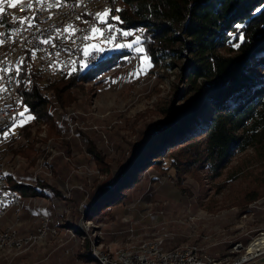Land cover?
Returning <instances> with one entry per match:
<instances>
[{
    "label": "rangeland",
    "instance_id": "rangeland-1",
    "mask_svg": "<svg viewBox=\"0 0 264 264\" xmlns=\"http://www.w3.org/2000/svg\"><path fill=\"white\" fill-rule=\"evenodd\" d=\"M21 2L4 0L0 17ZM130 49L118 54L122 57L116 65L106 68L105 62L93 69L88 82L70 91L68 107L52 106L53 129L51 123L37 125L29 116L20 120L29 124L25 129L20 121L10 127L15 134L12 140L0 142V165L10 174L9 184H26L37 196L21 197L20 216L0 220V229L9 227L14 218L19 225L25 214L35 227L33 207H40L39 226L47 218V224L59 232L34 245L50 255L43 258L50 264H97L91 249L105 251L123 247L131 238L154 236L163 238L168 249L198 245L210 257L223 259L220 264L249 259L254 253L248 256L247 250L264 234L261 132L245 150L232 154L219 176L211 177L204 165H196L194 171L184 166L161 171L149 159L150 166L136 173L137 182L120 190L119 203L109 210L96 204L101 189H113L115 177L146 134L165 123L162 110L181 106L189 98L182 70L188 54L172 67L168 60L164 66L150 68ZM87 68L82 65L81 72ZM254 69L256 74L262 71V67ZM202 103L197 122L208 120L212 112L209 100L203 98ZM254 194L259 197L252 200ZM19 254L0 251L6 264H13L10 257Z\"/></svg>",
    "mask_w": 264,
    "mask_h": 264
},
{
    "label": "trees",
    "instance_id": "trees-1",
    "mask_svg": "<svg viewBox=\"0 0 264 264\" xmlns=\"http://www.w3.org/2000/svg\"><path fill=\"white\" fill-rule=\"evenodd\" d=\"M110 2L107 20L129 33L127 45L144 58L148 67L164 66L168 60L172 67L174 61L188 54L182 70L189 98L181 106L162 110L165 123L146 134L122 173L115 177L113 189H101L96 204L109 210L119 203L120 190L137 182L136 173L150 166L149 159L161 171L183 166L194 171L196 165H204L212 173L210 176L216 177L232 154L245 150L258 132L264 143V0ZM112 17H119V21ZM105 47L90 41L86 52ZM118 54L121 52L108 53L96 68L81 72L79 65L49 81L41 80L32 71V56L27 54L19 76L24 113L21 118L31 116L37 125L53 122L52 106L68 107L70 91L88 82L92 70L103 63L107 62L106 68L116 65L122 57ZM255 67H262V71L256 74ZM203 98L210 101L212 112L208 120L197 122ZM28 125L24 123L21 128ZM50 126L53 129L54 124ZM10 134L12 140L15 133ZM10 187L21 197L37 196L26 184L11 183ZM258 197L254 194L251 199Z\"/></svg>",
    "mask_w": 264,
    "mask_h": 264
},
{
    "label": "built area",
    "instance_id": "built-area-1",
    "mask_svg": "<svg viewBox=\"0 0 264 264\" xmlns=\"http://www.w3.org/2000/svg\"><path fill=\"white\" fill-rule=\"evenodd\" d=\"M56 8L65 5V0H55ZM95 0L77 1V9L71 18H59L55 16V11H43V7H40V2L36 0V6L34 8H27L26 12H29V19L25 23L10 22V29L15 26H22V37L28 38L29 43H34V50H28V53H37L45 55V64L41 67H33V70H74L77 66L83 64H89L94 61V58L104 53L106 50L120 47H128L125 32H120L118 24L114 21H108L105 24H101L96 15H88L89 2ZM105 10L110 12L111 2L107 1ZM103 11V12H104ZM100 12V13H103ZM53 20V27L50 31H43V21ZM31 22V27L29 23ZM64 23H71V26L75 27V37L78 38V46L74 47L73 50H66V43H61V36H66L64 30ZM99 29L101 34L93 35L92 28ZM9 29V30H10ZM8 31H2L3 34H8ZM1 36V37H2ZM86 37H92L86 39ZM47 40L48 43L43 41ZM92 41L103 43L106 47L97 48L86 52L87 44ZM51 42H58V51L49 52V45ZM130 48V47H128ZM132 49V48H131ZM27 50V46H26ZM134 50L132 49V55ZM57 56V64H49V57ZM26 59V58H25ZM8 53L6 56L0 59V141H5L11 137L10 127L14 124L19 123L22 119L20 113L23 109V100L20 98L17 92V80L16 73L20 65L24 60L18 62V68L15 69V73H8L7 69ZM32 70V71H33ZM7 134V135H5ZM4 178L0 174V180ZM10 200L6 197L5 188H0V220L5 219L4 210L5 202ZM19 206H14L12 211V217ZM40 207H33L35 213V221L37 225L31 230L24 233H20L17 227L14 228L13 234H6V228L0 229L3 232V240L0 246H3V251L9 247H17L16 244H8V237L10 235H17V242H27L28 244L32 241H37L38 235L56 236L59 233L57 229L50 227L47 224V229H40L39 220L37 219V210ZM130 229V228H129ZM133 230L130 229V232ZM240 245V244H238ZM165 246V245H164ZM146 247H161V246H145L141 248V255H133L128 259L127 264H138V262H147V258H151V255H146ZM18 253H24V251L18 250ZM264 254H259L256 251L249 259L241 261L240 264H247L249 261H254ZM223 259L216 260L208 255V259L205 261H191V253L172 256L170 258H155V264H220ZM109 264H118V262H109Z\"/></svg>",
    "mask_w": 264,
    "mask_h": 264
},
{
    "label": "bare ground",
    "instance_id": "bare-ground-1",
    "mask_svg": "<svg viewBox=\"0 0 264 264\" xmlns=\"http://www.w3.org/2000/svg\"><path fill=\"white\" fill-rule=\"evenodd\" d=\"M77 1H86V0H65V5L59 8H56L55 0H41L40 7H43V11H55V16L59 18H71L77 9ZM108 0H95L89 2L88 15H96L97 13L103 12ZM29 4L32 5L31 8L36 6V0H25L21 4L17 5L11 13H5L0 17V59L1 57L6 56L8 53L7 69L8 73H15V69L18 68V62L20 60H25L28 50H34V43H29L28 38L22 37V26H15L10 29V22H20L21 20L28 21L29 12H26V9ZM51 5V6H50ZM53 27V20H44L43 21V31H50ZM10 29V30H9ZM69 29L66 32V36H61V43H66V50H73L74 47L78 46V38L75 37V27L71 26V23H64V30ZM120 32H125L118 25ZM8 34H3L2 31H8ZM2 36V37H1ZM128 37V36H126ZM127 39V38H126ZM128 42V41H127ZM27 46V50H26ZM131 50V49H130ZM58 51V42H51L49 45V52ZM113 51H127V47H116L106 50L104 53H101L98 57L94 58V61H91L89 64H83L89 68L96 67L108 53ZM32 56L33 67H41L45 64V55L30 53ZM49 64H57V56L49 57ZM21 66H19L16 73L17 80V92L19 93L20 98L22 94L20 92L19 76L21 71ZM81 67V66H79ZM35 74L42 79H58L69 73L71 70L55 69V70H33ZM89 111V110H88ZM11 138V137H10ZM4 142V141H0ZM0 174L4 176L0 180V188H5L6 197H9L10 200L5 202L4 217L6 213L13 211L14 206H19L16 209V212L13 216L19 217L22 211V201L21 196L10 188L8 183V176L10 175L7 169L0 165ZM20 213V214H18ZM18 220V218H16ZM49 220L46 218L41 224L40 229H46V224ZM14 227H7L6 234H13ZM145 234V233H144ZM46 235H38L37 241H32L29 244L27 242H17V235H10L8 237V244H16L17 247H9L3 251V246H0V251L2 252H13L18 253L20 251H28L34 247V245L40 243L42 238ZM132 236V235H131ZM169 236V235H168ZM133 237V236H132ZM167 238V237H164ZM3 240V232L0 231V244ZM128 240V239H127ZM164 239L157 236L144 239H130L129 242L123 247L117 248H107L105 251H92L90 254L96 259L97 264H109V262H118V264H127L128 259L133 255H141V248L145 246H161L157 248L146 247V255H151V258H147V262H138V264H155V258H170L172 256H180L184 254L191 253V261H205L208 259V254L202 250L198 245H183L174 248H166L164 245ZM254 244L249 247L246 253L248 256L255 253L256 251L259 254H264V234L259 236L254 242ZM192 244V243H191ZM232 264H240V261L233 262Z\"/></svg>",
    "mask_w": 264,
    "mask_h": 264
},
{
    "label": "crops",
    "instance_id": "crops-1",
    "mask_svg": "<svg viewBox=\"0 0 264 264\" xmlns=\"http://www.w3.org/2000/svg\"><path fill=\"white\" fill-rule=\"evenodd\" d=\"M46 194L48 196L52 197L51 196L52 193L47 192ZM26 210L31 212L30 208H28ZM10 215H12V214L9 213L7 216H5V218L9 217ZM29 220L30 219H28L26 217V214H25L22 222L18 225L16 223L18 220H16V222H15V218H14V223H12L10 225V227H14V228L17 227V229H19L21 233H24V232L31 230L33 228V225H34L33 221L30 222ZM55 222L58 224H61L60 220H55ZM1 224L5 225L6 223L4 221H2ZM22 227H25L26 229H24ZM29 251L24 252L25 254L24 253L19 254L18 256H20V257L18 259H17L18 256H16L15 258L10 257L9 262L13 263V264H50V261H43V258L47 259L50 255L43 254L42 251L38 249V247L37 248L34 247V248L30 249ZM6 263H7L6 259L0 255V264H6ZM247 264H264V256L257 258L253 262L249 261Z\"/></svg>",
    "mask_w": 264,
    "mask_h": 264
},
{
    "label": "snow or ice",
    "instance_id": "snow-or-ice-1",
    "mask_svg": "<svg viewBox=\"0 0 264 264\" xmlns=\"http://www.w3.org/2000/svg\"><path fill=\"white\" fill-rule=\"evenodd\" d=\"M4 2V0H0V4H2ZM37 2L39 3V2H41V0H37ZM10 7H15V5L14 4H10L9 5ZM51 6V5H50ZM27 7H29V8H31L32 7V5L31 4H29ZM116 11H119V9H117ZM3 12V9L2 8H0V13H2ZM108 17H109V12H108V10H105L103 13H97V18H98V20H99V22L101 23V24H105V23H107V19H108ZM113 19H116L117 21H119V17H112ZM20 23H25V21L24 20H21L20 21ZM29 23V27H31L32 25H31V22L29 21L28 22ZM65 31L67 32V31H69V29H65ZM92 33H93V35L95 36V35H97V34H101L100 32H99V29H97V28H95V27H93L92 28ZM125 36H127V35H129V33H127V32H125V33H123ZM90 38H92V37H86V39H90ZM44 43H48V41L47 40H44L43 41ZM138 42V41H137ZM117 47H120L119 45L117 46ZM128 47H131V45H128ZM137 51H141V49H137ZM18 71V70H17ZM25 111H27V109H25ZM20 115L21 116H23L24 115V113H20ZM27 119H32V117L31 116H29ZM25 121H20V126H23V123H24ZM5 135H7V134H5Z\"/></svg>",
    "mask_w": 264,
    "mask_h": 264
}]
</instances>
